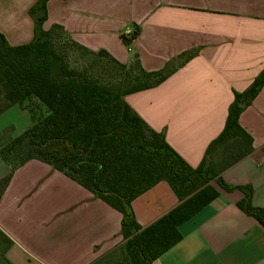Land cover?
I'll return each instance as SVG.
<instances>
[{
	"label": "crops",
	"instance_id": "1",
	"mask_svg": "<svg viewBox=\"0 0 264 264\" xmlns=\"http://www.w3.org/2000/svg\"><path fill=\"white\" fill-rule=\"evenodd\" d=\"M35 2L0 0V31L10 44L34 37ZM46 8L44 29L59 24L121 63L137 59L155 71L174 60L165 80L124 99L192 167L223 130L234 91L264 70V0H48ZM135 26L140 33L125 44L122 35ZM238 121L252 150L219 177L249 185L251 204L264 208V85ZM31 123L18 103L0 109V150ZM9 174L0 189V264H95L123 242L121 212L50 164L31 158L12 169L0 151V181ZM216 188L218 196L178 226L181 239L150 264H264V228L237 206L243 193ZM177 203L162 180L131 206L147 226Z\"/></svg>",
	"mask_w": 264,
	"mask_h": 264
},
{
	"label": "trees",
	"instance_id": "2",
	"mask_svg": "<svg viewBox=\"0 0 264 264\" xmlns=\"http://www.w3.org/2000/svg\"><path fill=\"white\" fill-rule=\"evenodd\" d=\"M47 1L36 0L28 9L34 22V37L29 42L12 45L0 31V89L9 105H22L32 120L28 129L0 150L11 168L31 158L41 160L120 211L122 243L130 264H150L181 239L178 226L218 196L212 180L226 191H241L243 198L237 206L264 228V208L251 204V187L229 184L219 177L223 169L252 150V137L238 119L263 87L264 70L244 91H234L223 130L208 144L199 165L192 167L166 142L164 133L153 130L124 99L126 94L165 80L177 68L174 60L155 71L145 70L134 60L141 76L132 77L125 88L93 81L69 66L67 53L58 51L59 45L69 44L121 67L127 64L104 49L93 51L80 45L59 24L44 29ZM139 33L135 26L122 39L129 44ZM196 52L193 49L179 57L184 62ZM22 138L27 139L26 156L14 163L11 142ZM218 164L221 169L215 170ZM9 177L0 181L1 190ZM162 180L178 203L142 226L135 219L131 201Z\"/></svg>",
	"mask_w": 264,
	"mask_h": 264
},
{
	"label": "rangeland",
	"instance_id": "3",
	"mask_svg": "<svg viewBox=\"0 0 264 264\" xmlns=\"http://www.w3.org/2000/svg\"><path fill=\"white\" fill-rule=\"evenodd\" d=\"M58 49V51L63 52L62 54L67 53V59L71 68L80 70L89 79L103 83L110 87L123 86L125 88L127 81H130L132 77L141 76V72L134 65V63L129 65L127 64L126 67H121L119 64L107 58L83 54L80 50L70 46L69 44L59 45ZM3 94L4 91L0 89V109H3L9 105V103L4 99ZM18 140L15 142V144L11 142L12 150L10 153L14 163L21 162L26 156L27 152V139L22 138L21 141ZM233 149L235 148L233 147ZM214 169H221V165H215ZM212 183L215 187L218 186L215 180H212ZM95 263L130 264V261L126 251L124 250L123 243H121Z\"/></svg>",
	"mask_w": 264,
	"mask_h": 264
}]
</instances>
